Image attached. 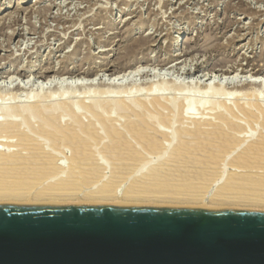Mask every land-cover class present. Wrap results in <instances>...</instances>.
I'll return each instance as SVG.
<instances>
[{
    "label": "bare ground",
    "instance_id": "obj_1",
    "mask_svg": "<svg viewBox=\"0 0 264 264\" xmlns=\"http://www.w3.org/2000/svg\"><path fill=\"white\" fill-rule=\"evenodd\" d=\"M189 50L185 54L180 53L179 56L190 54ZM129 53L120 56L118 61L127 57ZM179 58L177 57L176 60ZM193 60L194 58H191L190 61L193 62ZM65 61L60 60L62 69L55 67L51 62L46 68H40V71L29 67V69L10 70L7 71L6 77L13 84L18 77L25 79L32 75L38 79H64L68 76L89 80L103 72L109 76V81L106 84L99 81L101 87L104 85L119 89L124 87L125 95L114 96L115 98L112 99L111 95L106 96L109 92L104 90L107 94L98 97L99 99H92L90 103L83 100L82 106L91 113L89 116L88 113L86 115L83 113L86 117L78 112L73 102L68 99L54 98L52 102L37 100L30 103V111L24 110L29 102L11 104L10 107L22 120L7 114L5 120L0 122L2 135L6 138V141L3 140L5 142L0 141V202H35L34 200L41 196H49L47 200H56L55 202L99 201L148 205L264 208V105L259 98L261 94L259 89H262L264 85L261 77L263 67L250 68V70L242 67L240 71L232 70L230 66L225 68V64L222 65L223 60H220L221 64L212 65L208 71L204 70L203 63L198 61L196 65L193 64L194 68L183 67L187 75L200 72L201 77L208 76L206 80L211 79L214 73L227 78L224 85L214 82L218 86L214 91L208 82L203 83L200 79L197 84L199 90H197L201 95L208 93L218 95L212 100L205 99V102L210 105H201L205 102H203L204 99L200 100V94L189 96L190 102L192 99L197 101V104L199 100L202 101L198 104V111H194L191 110L193 106L178 97L175 92L172 95L164 94L160 87L155 90L154 85L150 84L147 87L150 89L149 92L140 93V90L136 93L135 90L134 93L129 89L131 86L129 88L127 86L132 84V81L128 80V84L121 83L127 73L138 71L139 67L135 65L124 67L119 66L118 61H108L104 64L100 63L98 67L83 69L82 65L84 61L87 62V59L72 67L62 66L66 63ZM179 62L175 65L181 63ZM158 63L162 68L168 64L164 61ZM176 69L179 72L181 67L176 66ZM240 74H242L240 79L234 77ZM16 75L17 78H15ZM112 78L122 80L119 82ZM51 82L55 84V80L51 79ZM166 82L169 83V81ZM166 82L163 83L166 84ZM87 83L81 81L77 85L82 88L89 84L93 85L91 82ZM20 86H14V90L25 89ZM177 86L175 89L178 92L185 89V86ZM55 87L58 89V86ZM41 90L44 93L47 87L43 86ZM9 91H6V96L18 95L17 91ZM109 91L111 93L112 90ZM49 92L46 93L51 96L52 93ZM63 92L59 90V96ZM228 94L231 95V99H234L233 104L229 103L227 98H222ZM245 96H248L247 103L250 99L254 100L252 104L249 102L250 105H246L243 99ZM58 104L62 109L57 108ZM220 104L226 110L223 106L221 108ZM235 104L238 110L234 107ZM114 107L119 116L112 114ZM64 115L68 118L64 119ZM33 116L36 117L35 120ZM248 127L252 131H258L256 137L249 134L251 132ZM64 160L68 164L63 165L61 162ZM101 160L112 161L113 169L110 172L111 178L108 176L110 180L99 188L100 195L94 194V197L85 200L77 197L64 198V195L74 196L80 191L84 192L85 188L82 187L85 184L100 182L105 177L107 170L100 162ZM155 161L157 163L151 165L147 171H142ZM139 172L142 174L135 177V174ZM131 178H133L132 181ZM222 178L224 180L220 182ZM127 179H130L131 183L124 191L123 197L119 195L113 197L112 193H118L121 183L126 182ZM48 180L54 181L44 187V182ZM214 186L217 188L213 192ZM86 191L88 193V189Z\"/></svg>",
    "mask_w": 264,
    "mask_h": 264
},
{
    "label": "rangeland",
    "instance_id": "obj_2",
    "mask_svg": "<svg viewBox=\"0 0 264 264\" xmlns=\"http://www.w3.org/2000/svg\"><path fill=\"white\" fill-rule=\"evenodd\" d=\"M188 50L190 54L179 56L180 53L185 54ZM126 53H129L127 57L121 58L119 62L118 58ZM177 57L181 58L176 60ZM83 58L87 59V62L84 61L82 65L83 69L98 67L100 63L104 64L108 61H118L119 66L124 67L135 65L139 67L138 71L127 73L123 80L120 79L122 82L117 78L112 79L121 83L125 82L123 84L132 81V84L127 83V86L128 88L131 86L129 89L134 93L135 90L136 93H139L140 90V93L149 92L150 89L147 87L150 84L154 85L155 90L160 87L164 94L172 95L175 92L178 97L183 98L186 103L188 102L189 105L193 106L191 110L198 111V104L202 103L200 100L204 99L203 102H205V99L212 100L218 95L212 93L201 95L198 91L199 86L197 87L198 81L201 79L203 83L208 82L214 91L218 88L214 82H220L224 85L227 78L214 73L211 79L206 80L205 78L208 76L201 77L200 72L195 75H187L183 67L194 68L198 61V63L202 62L203 69L208 71L212 65L222 63L220 60H223L222 65L225 64V68L230 66L229 68L232 70L239 69L240 71L242 67L246 70L263 67L261 77L264 80V0H0V94L4 95H0V122L5 120L7 114L12 118L22 120L20 116H17L16 111L10 107L13 103L26 104L29 102L25 105L24 110L30 111V103L37 102V100L52 102L59 98V100L68 99L73 102L74 108L78 112L82 115L88 113L89 116L91 115L90 111L82 106L83 100L88 103L92 99H99L107 94H105L106 91L110 93L109 90L113 92L111 91L106 96L111 95L110 98L112 99L125 95L124 87L122 89L114 86L107 87V85L101 87L99 81L105 82V84L109 81V76L103 72L91 78L92 80L68 76L64 79H38L33 75L22 79L17 78L16 75L14 77L17 80L11 84L10 79L6 77L10 70L17 68H32L40 71V68L44 69L52 62V65L62 69L60 60H66L62 66L72 67L74 64L83 62ZM191 58H194L195 61L191 62ZM163 61L168 63L164 68L158 65V62ZM178 61L181 63L175 65ZM176 66L181 67L179 72ZM220 67L222 66L220 65ZM240 75L234 77L240 79L242 74ZM51 79L55 80L56 85L51 82ZM124 79L126 80L124 81ZM79 81L88 82L87 84L91 82L93 85L89 84L82 88L77 85L80 83ZM185 84H188L187 87ZM16 85H21L20 87L25 89L18 90L16 88L14 90ZM98 85L99 87H97ZM43 86L47 87L48 92L52 91L49 92L52 93L51 96L46 93L47 91L43 93L41 90ZM55 86H58V89ZM176 86H185V89L183 88L182 92H178L175 89ZM100 89L101 91H99ZM59 90L64 91L61 96L58 94ZM6 91H17L18 95L6 96ZM259 91L261 92V94L259 93L260 101L264 105V85ZM194 94H200L199 98H201L198 104L194 99L192 102L189 101ZM29 96L30 100H28ZM247 97H243L245 103H247ZM222 98H227L231 104L234 103V99H231L229 94L222 96ZM251 100L246 105H250L249 102L252 104L254 100ZM201 105L210 104L205 102ZM219 106L222 108L223 105L220 104ZM234 107L238 110L236 104ZM57 108L60 109L61 105L58 104ZM223 109L226 110L224 106ZM116 110L114 107L112 114L119 116ZM35 118L33 116L34 120ZM67 118L64 115V119ZM248 128L251 132L249 134L256 137L258 131H252L250 127ZM0 133V141H6L1 129ZM100 162L107 170L105 177L100 182L87 183L82 187L85 188L84 192L80 191L77 195H64L63 197L68 199L77 197L80 200H85L94 197V194L95 196L100 195L98 190L110 180V172L113 169L112 161L101 160ZM61 163L63 165L68 164L66 160ZM154 163L156 164L157 161L150 163L142 171H147ZM141 174L142 172H139L135 174V177ZM224 179L222 178L220 182ZM49 180L44 182V187L55 179ZM132 180L133 178H131ZM131 181L130 179H127L126 182L123 181L118 188L119 194L113 192V197H118V195L123 197L124 191L128 189ZM216 188L214 186L212 191L214 192ZM212 191L211 193H213ZM47 199L49 196H41L34 201H56Z\"/></svg>",
    "mask_w": 264,
    "mask_h": 264
},
{
    "label": "water",
    "instance_id": "obj_3",
    "mask_svg": "<svg viewBox=\"0 0 264 264\" xmlns=\"http://www.w3.org/2000/svg\"><path fill=\"white\" fill-rule=\"evenodd\" d=\"M0 264H264V208L0 202Z\"/></svg>",
    "mask_w": 264,
    "mask_h": 264
}]
</instances>
